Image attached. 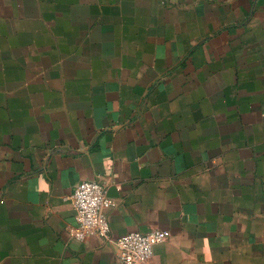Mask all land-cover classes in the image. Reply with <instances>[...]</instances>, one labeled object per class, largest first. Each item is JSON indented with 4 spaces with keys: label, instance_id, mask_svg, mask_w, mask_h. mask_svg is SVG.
<instances>
[{
    "label": "crops",
    "instance_id": "0c3cea01",
    "mask_svg": "<svg viewBox=\"0 0 264 264\" xmlns=\"http://www.w3.org/2000/svg\"><path fill=\"white\" fill-rule=\"evenodd\" d=\"M104 184L107 237L72 195ZM264 264V0H0V264Z\"/></svg>",
    "mask_w": 264,
    "mask_h": 264
},
{
    "label": "built area",
    "instance_id": "2783aa9c",
    "mask_svg": "<svg viewBox=\"0 0 264 264\" xmlns=\"http://www.w3.org/2000/svg\"><path fill=\"white\" fill-rule=\"evenodd\" d=\"M77 225L73 235L83 241L90 236L107 237L110 232L108 211L116 202L108 196L104 184L95 180L80 182L72 195ZM171 235L168 230L156 229L148 233L131 232L116 240L120 264H140L149 260L156 244Z\"/></svg>",
    "mask_w": 264,
    "mask_h": 264
}]
</instances>
